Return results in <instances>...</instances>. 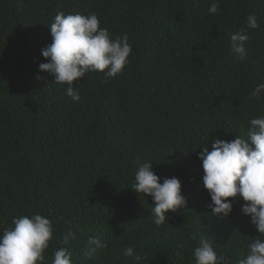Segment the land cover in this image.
<instances>
[{
    "label": "trees",
    "instance_id": "obj_1",
    "mask_svg": "<svg viewBox=\"0 0 264 264\" xmlns=\"http://www.w3.org/2000/svg\"><path fill=\"white\" fill-rule=\"evenodd\" d=\"M211 3L0 0V236L14 218L41 214L54 226L46 264L59 248L73 264H195L194 233L227 264L248 255L261 234L242 199L228 216L211 213L199 154L216 138L247 140L249 121L264 116V98L251 94L264 83V0H219L215 15ZM59 11L95 13L133 49L122 74L82 79L79 102L39 70ZM250 14L257 29L248 27ZM241 31L249 37L242 62L230 40ZM144 162L161 183L178 178L187 200L159 227L153 198L132 189ZM69 227L76 238L64 244ZM126 247L139 262L123 255Z\"/></svg>",
    "mask_w": 264,
    "mask_h": 264
},
{
    "label": "clouds",
    "instance_id": "obj_2",
    "mask_svg": "<svg viewBox=\"0 0 264 264\" xmlns=\"http://www.w3.org/2000/svg\"><path fill=\"white\" fill-rule=\"evenodd\" d=\"M219 0H212L210 14H218ZM248 27H259L255 14L247 17ZM52 43L42 49V56L48 61L40 63L41 72L50 73L54 83L67 85L66 93L79 102L78 85L89 73L100 72L106 78H115L122 74L130 63L132 46L127 34L115 38L95 13L90 15L65 14L59 11L49 26ZM231 49L238 61L247 56L246 43L249 40L243 31L230 36ZM41 79V77H37ZM264 83L258 84L252 91L257 100L264 98ZM248 139L237 136L232 141L216 138L210 147H203L199 154L204 170L203 184L209 192L211 203L208 207L217 216H228L233 211L234 199H242L243 215L250 217L251 223L261 234L248 245V255L238 264H264V116L249 121ZM132 189L137 194L151 196L155 202L153 222L157 227L169 222V213L186 208L187 200L182 195L181 181L176 177L157 176L152 163L144 162L135 173ZM71 225L70 221H67ZM14 227L3 231L0 236V264H46L45 252L50 247L54 236V226L49 218L41 214L31 217L22 215L13 219ZM75 239V233L69 231L64 236V244ZM198 240L193 255L195 264H227L226 258L218 254L208 239L191 237ZM89 245L106 248L95 238H90ZM125 257H141L132 247L123 249ZM52 264H73L67 248L54 251Z\"/></svg>",
    "mask_w": 264,
    "mask_h": 264
}]
</instances>
